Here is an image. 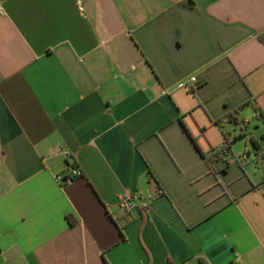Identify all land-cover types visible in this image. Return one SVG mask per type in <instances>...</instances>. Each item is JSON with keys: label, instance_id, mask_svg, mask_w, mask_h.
I'll return each mask as SVG.
<instances>
[{"label": "crops", "instance_id": "crops-1", "mask_svg": "<svg viewBox=\"0 0 264 264\" xmlns=\"http://www.w3.org/2000/svg\"><path fill=\"white\" fill-rule=\"evenodd\" d=\"M0 11V264H264V0Z\"/></svg>", "mask_w": 264, "mask_h": 264}, {"label": "built area", "instance_id": "built-area-1", "mask_svg": "<svg viewBox=\"0 0 264 264\" xmlns=\"http://www.w3.org/2000/svg\"><path fill=\"white\" fill-rule=\"evenodd\" d=\"M0 14H1V11H0ZM250 116H251V118H256L255 113H251ZM240 123L243 127L245 125H247L246 120H242ZM225 148H226V145L224 142L222 144L218 145L216 150L214 152H212V154H213L212 157L214 159H223V152H224ZM62 154L64 157H68V153H66L64 151L62 152ZM241 160H244V156H241ZM78 176H80V173H78L76 170L71 169V168H67L64 175L54 176V181L60 186H65V185L70 184L72 182V180ZM139 198H140V196L137 194L122 193L117 197V205L121 210L127 212L134 207L133 201H137V200H139Z\"/></svg>", "mask_w": 264, "mask_h": 264}, {"label": "water", "instance_id": "water-1", "mask_svg": "<svg viewBox=\"0 0 264 264\" xmlns=\"http://www.w3.org/2000/svg\"><path fill=\"white\" fill-rule=\"evenodd\" d=\"M252 138L257 141L260 148L264 150V128L258 129L253 132Z\"/></svg>", "mask_w": 264, "mask_h": 264}, {"label": "trees", "instance_id": "trees-1", "mask_svg": "<svg viewBox=\"0 0 264 264\" xmlns=\"http://www.w3.org/2000/svg\"><path fill=\"white\" fill-rule=\"evenodd\" d=\"M249 141L251 142L252 146H254L255 149L260 150L262 152L264 151L263 149L260 148L257 141H255L252 137L249 139Z\"/></svg>", "mask_w": 264, "mask_h": 264}, {"label": "rangeland", "instance_id": "rangeland-1", "mask_svg": "<svg viewBox=\"0 0 264 264\" xmlns=\"http://www.w3.org/2000/svg\"><path fill=\"white\" fill-rule=\"evenodd\" d=\"M245 118L246 119H243V120H246L251 125V123L253 122V119L250 118V115L245 116ZM263 160H264V158H263Z\"/></svg>", "mask_w": 264, "mask_h": 264}]
</instances>
